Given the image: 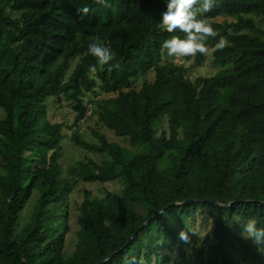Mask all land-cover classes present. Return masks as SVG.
Returning <instances> with one entry per match:
<instances>
[{
    "label": "trees",
    "instance_id": "obj_1",
    "mask_svg": "<svg viewBox=\"0 0 264 264\" xmlns=\"http://www.w3.org/2000/svg\"><path fill=\"white\" fill-rule=\"evenodd\" d=\"M109 3L0 0V264H121L133 255L180 264L186 249L177 227L196 215L209 224L198 250L210 264H264L232 228L250 217L264 227V0H216L206 18L220 34L207 41L218 71L193 78L161 47L184 35L158 23L166 0ZM96 36L115 53L109 65L87 53ZM221 36L228 43L217 49ZM148 73L152 80L135 87ZM98 89L106 95L88 99L92 115L127 146L96 132L89 143L76 131L70 141L99 161L85 156L64 170L63 126L48 118L45 102L62 97L73 123L86 121L84 96ZM79 181L122 188L75 204L69 249L61 205ZM31 198L29 220L18 227Z\"/></svg>",
    "mask_w": 264,
    "mask_h": 264
},
{
    "label": "rangeland",
    "instance_id": "obj_2",
    "mask_svg": "<svg viewBox=\"0 0 264 264\" xmlns=\"http://www.w3.org/2000/svg\"><path fill=\"white\" fill-rule=\"evenodd\" d=\"M256 25L260 27L258 18H253ZM219 22V20H217ZM211 55V48H209V53L204 57L202 65L201 66H195L193 59L194 57H185V58H178L173 57L172 61L177 63H182L187 70V75H189L191 78L193 77H209L215 74L218 71V67L216 65H213L210 63L209 56ZM169 58L163 56L162 61L168 60ZM71 67L68 69V72L70 71ZM153 78L152 73H148L147 75L140 76L137 78L135 82V87H138L142 82H150ZM106 94L102 91H99V89L90 95L84 96V104L86 106H89V112H87L85 115L89 117V120H78L76 123H73L74 121V113L72 112L69 103L65 101L62 97L59 99H48L45 102V113L48 116L49 119H51L53 122L61 123L63 126V138L60 143L62 151L60 156L59 164L61 168H64L66 170V167L72 164H75L77 162L82 161L85 156L90 157L94 161H99V155L94 152H83L79 149V147L75 146L70 141V135L76 133H79L83 136V138L89 142V143H96L97 138L93 135V132H96L98 134H103L107 141H114L119 143L122 146H127V143L123 142L122 139L118 138L113 134L112 131L108 130L105 126H103L95 116L92 115L93 109L91 110L92 106L88 102V99L90 97L92 98H98V96H105ZM94 108V107H93ZM2 115V112L0 110V116ZM145 149V148H144ZM167 165V159L166 157H163V159L160 161L159 167L164 168ZM122 186L119 181H113V182H93L90 184H83L82 182H77L74 184L73 189L70 191L69 194L65 197V199L62 202L61 205V213L63 218L60 219V221L64 220V223L66 227H68V232L66 233V246L67 248L71 249L75 237L73 235V229L76 226V209L75 204L80 202L84 196H88L89 198H96L101 197L104 195L106 191H111L115 193H119ZM36 195H33L32 198H35ZM30 200V202L27 203L23 211H21L20 216L17 221V226H22L26 221L29 220V216L32 212V206L34 203V199ZM66 214V215H65ZM65 216V219H64ZM169 222H173V219H171ZM62 228L61 226H59ZM235 232L238 233L240 238L248 245L252 246L257 251V246L252 243V241L246 240L241 236V228L239 223H237L236 227H232ZM209 229V224H205V222L201 221L200 215H196L194 221H188L185 220L184 224L180 227H177L178 233L181 230H184L187 233L188 236V242H183L184 247L186 249L185 256L181 260L180 264H210L208 262V258L206 256V251L204 250L202 253L198 250V245L203 240L206 231ZM172 240L176 243V238L172 237ZM261 253V252H260ZM241 255V252L238 251V256ZM261 257H264V254L261 253ZM257 264L260 263V259L256 260ZM250 264L251 262L248 260L246 262ZM143 264H148L143 261ZM151 264H161V263H155L153 262ZM168 264H172L171 261L168 262Z\"/></svg>",
    "mask_w": 264,
    "mask_h": 264
},
{
    "label": "clouds",
    "instance_id": "obj_3",
    "mask_svg": "<svg viewBox=\"0 0 264 264\" xmlns=\"http://www.w3.org/2000/svg\"><path fill=\"white\" fill-rule=\"evenodd\" d=\"M97 5L110 8L109 0H93ZM217 7L216 0H166V10L161 14L160 21L168 33L180 32V35H171L163 40L161 47L166 50L169 57H195L197 54L206 56L209 53L207 41L209 38H216L220 34L208 23L206 14ZM80 18L83 19L90 9L85 6L78 9ZM228 41L221 36L217 49H222ZM87 53L95 57L98 64L109 65L116 59L115 53L106 46L99 36L93 37L89 43ZM119 67V64L114 65ZM96 67L91 66L89 72L94 74ZM241 236L251 240L257 246V251L264 254V227H259V221L255 217L243 219L239 222ZM179 239L188 242L187 233L184 230L179 232ZM121 264H143L136 256H126Z\"/></svg>",
    "mask_w": 264,
    "mask_h": 264
},
{
    "label": "water",
    "instance_id": "obj_4",
    "mask_svg": "<svg viewBox=\"0 0 264 264\" xmlns=\"http://www.w3.org/2000/svg\"><path fill=\"white\" fill-rule=\"evenodd\" d=\"M191 201H197V200L192 199ZM172 205H176V204H172ZM227 206H228V204H227ZM166 208H167V207H163L162 209H160V210L158 211V213H156L155 215H153V216L149 217L148 219H146V221H144V223H142V225H140V227L147 225L148 222H149V220L154 219L156 216H158L159 214H161L162 212H164V211L166 210ZM138 228H139V227H138ZM135 233H136V231H135V232L129 237V239L127 240V242L125 243V245H127V244L130 242V240L133 238V236L135 235ZM125 245H124V246H125ZM106 261H108V258L101 260V261H100L99 263H97V264H102V263H104V262H106Z\"/></svg>",
    "mask_w": 264,
    "mask_h": 264
},
{
    "label": "built area",
    "instance_id": "obj_5",
    "mask_svg": "<svg viewBox=\"0 0 264 264\" xmlns=\"http://www.w3.org/2000/svg\"><path fill=\"white\" fill-rule=\"evenodd\" d=\"M90 110H89V106H86V110H85V114L87 113V112H89Z\"/></svg>",
    "mask_w": 264,
    "mask_h": 264
}]
</instances>
